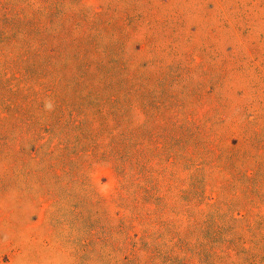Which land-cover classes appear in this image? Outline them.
Masks as SVG:
<instances>
[{"label":"rangeland","instance_id":"1","mask_svg":"<svg viewBox=\"0 0 264 264\" xmlns=\"http://www.w3.org/2000/svg\"><path fill=\"white\" fill-rule=\"evenodd\" d=\"M99 1L46 4L77 19L64 31L77 40L82 25L76 13L97 21ZM0 2L32 10L45 5L44 0ZM163 5L154 8L159 14L135 10L141 23L125 76L148 74V85L167 84L182 103H191L162 119L156 91L155 107L138 108L130 124L128 118L111 120L103 109L100 126L102 120L90 112L92 129L106 131L98 141L94 132L80 129L64 141L65 133H0V186L6 184L0 188V264H264V0ZM90 6L94 10H87ZM182 20L188 26L181 27ZM60 23L49 24L53 35L62 31ZM150 37L155 41L148 42ZM61 56L72 57L68 51ZM203 85L215 87L220 99L196 105L191 93ZM46 100L44 109L50 111ZM171 117L176 126L205 122L201 133H194L195 143H186L185 133L168 135L175 129ZM85 133L92 153L78 162L72 150ZM124 133H148L149 141L140 140L137 148L157 157L128 160L116 172L91 162L94 154L119 155L123 146L111 137ZM153 137L160 140L154 143ZM67 151L69 169L61 166ZM71 163L78 165L76 173ZM89 233L95 236L90 239ZM180 242L186 245L180 248Z\"/></svg>","mask_w":264,"mask_h":264},{"label":"trees","instance_id":"2","mask_svg":"<svg viewBox=\"0 0 264 264\" xmlns=\"http://www.w3.org/2000/svg\"><path fill=\"white\" fill-rule=\"evenodd\" d=\"M49 1L51 0H44V10L10 7L8 3L4 5L0 2V113L4 112V116H0V133H65L64 138H61L64 141L67 140L68 133L80 129L82 132H94L96 136L94 141H98L106 131L100 128L92 129L90 112L97 120H102L100 126L105 125L103 109H108L111 120L121 122L128 118L129 121L125 123L130 124L132 123L130 118L138 108H145L147 105L155 107L151 97L152 95L154 97L156 91L160 94L161 102L158 104V110L163 114L162 119L165 116L167 118L174 108L191 103L189 101L182 103L174 93L168 91L167 84L158 88L148 85L150 81L148 74L131 76L130 73L129 78L125 76L128 73L127 54L141 23L139 14L142 12L139 9L159 14L154 9L155 6L159 4L168 6L174 0H98L100 11L97 9L93 12L98 17L95 18L97 21H92L87 14L76 13L75 16L81 22L79 25H82L81 36L77 40L72 36L69 38L67 32L64 33L74 25L71 22L77 19L71 16L69 19L66 18L61 10H56L57 7L46 4ZM49 8L53 9L49 11ZM89 9L94 10V6L87 7V10ZM136 9L139 14L136 13ZM153 9L155 11H150ZM55 20L61 21L62 25V31L58 35H53L51 28L48 27ZM179 25L186 27L188 23L182 20ZM91 28H96L100 33L88 34L86 30ZM3 31H6V34ZM18 35H22V41L20 39L17 42L16 39L20 37ZM63 36L69 40L63 39ZM149 40L153 42L155 38L150 37L148 42ZM54 45L56 47H53ZM6 47L9 51L4 50ZM66 51L72 56L69 59L61 56V52L66 53ZM135 57L132 55L131 59ZM89 62L91 68L88 66ZM208 86L203 85L200 90L197 88L192 91L191 97L196 105L220 99L215 94V87L210 91ZM47 98H50L52 104L50 111L44 109L49 104ZM76 118L81 120L79 127L74 125L73 120ZM41 120L48 121L47 125H42ZM169 122L175 129L172 130L174 133L168 135L177 136V133H185L186 143L190 144L195 143L194 133H201L205 126V122L176 126L172 117L169 118ZM149 136L148 133H124L118 137H111L114 145L123 146L119 155L113 151L99 156L94 154L90 160L94 164L110 165L115 171L120 170L121 164H126L128 160L138 162L141 158L157 157V153L151 149L143 153L137 148L138 142L149 141ZM87 137L89 133L78 136L76 141L79 148L72 150L78 162L92 153L88 152V142L85 141ZM154 139L153 137L152 141ZM159 140L158 137L153 142L157 143ZM68 154L69 151L64 153L61 165L67 169L69 163L65 160ZM74 163H71V171L77 169L78 165H73ZM76 172L77 170L73 171ZM119 174L123 173L119 172ZM74 175H72L73 181L75 177L77 178ZM5 185L2 183L0 188L4 189ZM81 200L86 203L85 199ZM88 226L92 228V224ZM88 236L92 239L95 233H89ZM185 238L188 239L189 236ZM185 245V242H180L178 246L182 248ZM177 263L179 262L175 261V264Z\"/></svg>","mask_w":264,"mask_h":264}]
</instances>
